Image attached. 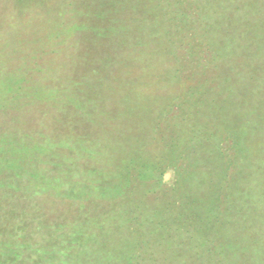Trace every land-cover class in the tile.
Returning <instances> with one entry per match:
<instances>
[{
    "label": "rangeland",
    "instance_id": "rangeland-1",
    "mask_svg": "<svg viewBox=\"0 0 264 264\" xmlns=\"http://www.w3.org/2000/svg\"><path fill=\"white\" fill-rule=\"evenodd\" d=\"M0 250L264 264V0H0Z\"/></svg>",
    "mask_w": 264,
    "mask_h": 264
},
{
    "label": "trees",
    "instance_id": "trees-1",
    "mask_svg": "<svg viewBox=\"0 0 264 264\" xmlns=\"http://www.w3.org/2000/svg\"><path fill=\"white\" fill-rule=\"evenodd\" d=\"M219 154H220V153H219ZM219 154L217 153V155H219ZM221 155H223V154L221 153ZM149 176H150V175H149ZM4 251H5V250H4ZM0 252H2V251L0 250ZM3 254L5 255V260H7V259H8L7 257H8L9 254L6 253V252H5V253H2V255H3ZM16 256H17L16 253H13V256L11 255V257H16ZM11 263H12V264H15V262H11ZM0 264H5V263L0 262Z\"/></svg>",
    "mask_w": 264,
    "mask_h": 264
}]
</instances>
